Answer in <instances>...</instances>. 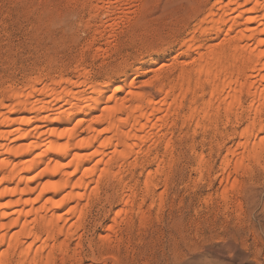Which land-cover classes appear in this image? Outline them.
<instances>
[{
    "label": "bare ground",
    "instance_id": "obj_1",
    "mask_svg": "<svg viewBox=\"0 0 264 264\" xmlns=\"http://www.w3.org/2000/svg\"><path fill=\"white\" fill-rule=\"evenodd\" d=\"M92 2L94 10L103 9L106 14L114 5V0ZM93 50L101 48L94 46ZM181 56L185 58L179 61ZM163 59L150 62L145 69L140 61L118 81L107 77L92 80L86 67L71 63L75 78L51 77L48 84L39 85L38 75L24 85L2 88L0 264H51L54 259L49 248L65 250L68 239L58 241V237L70 238L86 218L83 201L97 191L101 181L115 179L127 187L123 172L137 166L143 171L141 183L152 200L150 206H159L162 197L154 195L158 183L153 182L161 176L164 155L172 144L171 135L161 132L172 131L176 118L181 119L179 129L194 121L195 133L196 128L204 130L213 123V114H224L222 126L237 124V114L243 111L251 115L237 133L236 149L219 160V167L226 169L232 159L233 171L230 182L226 178L218 193H224L230 184L235 186L238 169L243 168L248 176L262 169L264 0H213L175 50L171 58L178 63L174 78L158 71ZM153 65L159 67L153 69ZM113 70L117 73L118 68ZM148 72L152 76L136 86V78ZM158 143L164 154L156 151L150 157ZM202 156L196 161L201 166ZM143 158L147 159L141 160L143 164L136 161ZM155 161L156 168L151 170ZM128 188L120 200L122 207L114 210L110 222L98 232L99 246L109 239L110 228L115 227L125 206L136 200L135 192ZM146 196H138L140 202Z\"/></svg>",
    "mask_w": 264,
    "mask_h": 264
},
{
    "label": "rangeland",
    "instance_id": "obj_2",
    "mask_svg": "<svg viewBox=\"0 0 264 264\" xmlns=\"http://www.w3.org/2000/svg\"><path fill=\"white\" fill-rule=\"evenodd\" d=\"M92 1L0 0V91L38 75L39 85L48 84L51 77L75 78L71 63L86 67L92 80L107 77L118 81L140 61L145 69L150 62L164 58L160 68H152L174 78L178 63L171 58L192 23L213 0H114L108 14L94 10ZM94 46L101 50L95 52ZM149 74L137 77L136 86L150 78ZM246 101L243 96L242 102ZM248 115L247 111L238 113L237 124L222 126L224 114H213V123L204 130L196 128L195 133L194 121L179 129L181 119L176 118L172 131L161 132L172 139L168 156L164 155L169 168L164 166L161 178L153 182L158 183L154 195L159 194L162 203L150 206L152 200L143 191L139 166L123 172L137 203L142 195L146 199L125 206L115 227L110 228L109 239L99 246L96 237L114 210L122 207L120 200L127 190L118 180L101 181L96 194L83 201L86 218L79 229L72 238L58 237V241L68 239L67 248H49L54 259L51 264H264V163L249 176L243 168L238 169L235 186L230 184L231 189L218 193L227 179L230 182L233 171L232 159L226 169L219 167V160L236 149L237 133L246 126ZM156 145L151 146L150 157L156 151L164 154L162 146ZM201 155L205 158L202 166L196 163ZM143 159L136 161L146 162ZM156 164L149 168L154 170Z\"/></svg>",
    "mask_w": 264,
    "mask_h": 264
}]
</instances>
